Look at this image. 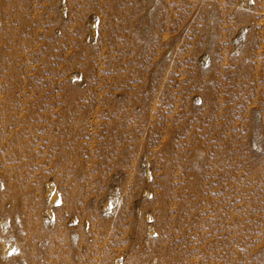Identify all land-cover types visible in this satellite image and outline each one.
Instances as JSON below:
<instances>
[{
    "label": "rangeland",
    "instance_id": "rangeland-1",
    "mask_svg": "<svg viewBox=\"0 0 264 264\" xmlns=\"http://www.w3.org/2000/svg\"><path fill=\"white\" fill-rule=\"evenodd\" d=\"M0 264H264V0H0Z\"/></svg>",
    "mask_w": 264,
    "mask_h": 264
},
{
    "label": "bare ground",
    "instance_id": "bare-ground-1",
    "mask_svg": "<svg viewBox=\"0 0 264 264\" xmlns=\"http://www.w3.org/2000/svg\"><path fill=\"white\" fill-rule=\"evenodd\" d=\"M19 261V260H18Z\"/></svg>",
    "mask_w": 264,
    "mask_h": 264
}]
</instances>
